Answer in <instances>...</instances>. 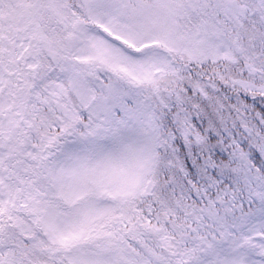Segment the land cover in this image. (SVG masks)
<instances>
[{
  "label": "snow or ice",
  "instance_id": "6c2138e0",
  "mask_svg": "<svg viewBox=\"0 0 264 264\" xmlns=\"http://www.w3.org/2000/svg\"><path fill=\"white\" fill-rule=\"evenodd\" d=\"M0 264H264V0H0Z\"/></svg>",
  "mask_w": 264,
  "mask_h": 264
}]
</instances>
